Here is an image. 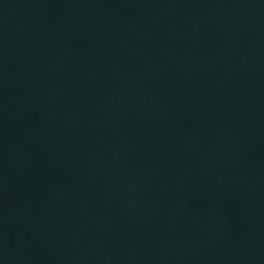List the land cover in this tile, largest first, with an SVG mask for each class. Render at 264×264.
Here are the masks:
<instances>
[{
	"label": "water",
	"instance_id": "1",
	"mask_svg": "<svg viewBox=\"0 0 264 264\" xmlns=\"http://www.w3.org/2000/svg\"><path fill=\"white\" fill-rule=\"evenodd\" d=\"M0 264H264V0H0Z\"/></svg>",
	"mask_w": 264,
	"mask_h": 264
}]
</instances>
